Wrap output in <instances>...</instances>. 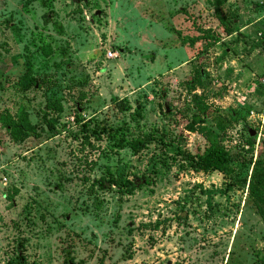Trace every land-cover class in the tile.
Returning a JSON list of instances; mask_svg holds the SVG:
<instances>
[{
    "label": "rangeland",
    "instance_id": "374dc122",
    "mask_svg": "<svg viewBox=\"0 0 264 264\" xmlns=\"http://www.w3.org/2000/svg\"><path fill=\"white\" fill-rule=\"evenodd\" d=\"M207 32L221 40L189 41ZM263 39L264 0H0V115L37 132L0 124V264H264L246 170L187 157L216 137L264 158ZM139 134L154 138L138 153L116 143ZM109 174L139 187L100 186Z\"/></svg>",
    "mask_w": 264,
    "mask_h": 264
},
{
    "label": "trees",
    "instance_id": "16d2710c",
    "mask_svg": "<svg viewBox=\"0 0 264 264\" xmlns=\"http://www.w3.org/2000/svg\"><path fill=\"white\" fill-rule=\"evenodd\" d=\"M211 6H214L216 11L219 7L226 3L228 0H207ZM222 20L224 25V31L226 35L232 34L234 31L227 21ZM205 37L209 40L207 46H212L218 43L221 40L219 34L207 32L205 36H197L190 38L189 41L191 44H194ZM184 39L182 42L184 43ZM264 42V39L263 41ZM44 53L47 55L50 53L49 47L43 48ZM20 85L25 89L29 85L38 84L36 80L29 72L23 74L19 80ZM39 85V84H38ZM261 96L264 97V87L261 92ZM47 107L50 109H59V106H56V103L48 104ZM140 116V105H138V110L136 112ZM79 121V117L76 119ZM55 120H48L46 123L52 135H56L54 130ZM0 124L1 126L9 133L11 139L15 142H21L28 137L37 136L35 126L31 125L26 112H21L18 117H14L10 114L0 115ZM83 131L86 130V125H82ZM251 128L246 131L247 144L249 145L248 150L251 152L254 148L255 136H251ZM154 136L152 134H139L136 137L127 139L122 137L116 141L119 146L127 145L133 151V153H138L142 150L150 141H152ZM264 143L261 144L263 147ZM188 157V166L194 171L210 172L218 171L224 177H232L235 171V166H240L246 170V173L240 177L235 178L234 183L241 182V184H248V192L253 206L255 207L257 213L264 218V158L256 159L255 161L252 158L247 159L242 151L229 152L226 150L221 142L215 137L210 142L207 148L203 152H197L194 156ZM98 183L100 186H116L119 191L125 189L126 192H131L135 189L138 184L127 179H123L120 174L114 176L109 174V178H99Z\"/></svg>",
    "mask_w": 264,
    "mask_h": 264
},
{
    "label": "built area",
    "instance_id": "2783aa9c",
    "mask_svg": "<svg viewBox=\"0 0 264 264\" xmlns=\"http://www.w3.org/2000/svg\"><path fill=\"white\" fill-rule=\"evenodd\" d=\"M116 57V54L115 52H112V51H107L106 52V59H114ZM261 83L264 85V78L261 80ZM259 120L261 122V125H260V130H259V134H257V143L261 141V132H262V128H263V125H264V112H263V115H260L259 116Z\"/></svg>",
    "mask_w": 264,
    "mask_h": 264
},
{
    "label": "water",
    "instance_id": "95a60500",
    "mask_svg": "<svg viewBox=\"0 0 264 264\" xmlns=\"http://www.w3.org/2000/svg\"><path fill=\"white\" fill-rule=\"evenodd\" d=\"M77 1H78V0H77ZM254 133H255V132H254L253 130H251V136H254Z\"/></svg>",
    "mask_w": 264,
    "mask_h": 264
}]
</instances>
